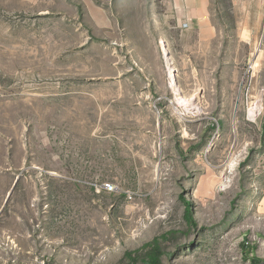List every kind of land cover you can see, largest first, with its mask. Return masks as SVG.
<instances>
[{"label":"rangeland","instance_id":"obj_1","mask_svg":"<svg viewBox=\"0 0 264 264\" xmlns=\"http://www.w3.org/2000/svg\"><path fill=\"white\" fill-rule=\"evenodd\" d=\"M174 23L160 0H0V264H144L163 234L157 264L264 262L255 59L227 90Z\"/></svg>","mask_w":264,"mask_h":264},{"label":"crops","instance_id":"obj_2","mask_svg":"<svg viewBox=\"0 0 264 264\" xmlns=\"http://www.w3.org/2000/svg\"><path fill=\"white\" fill-rule=\"evenodd\" d=\"M160 2L163 8L174 12V27L179 28L190 44H194L196 40L197 44L212 45L207 53L211 54V63L209 66L203 64L201 68L208 69L207 77L210 75L213 83L217 77V80H221L219 84L232 86L227 90H236L235 86L240 81L239 65L246 59L252 61L254 57L252 67L257 66L254 69L259 71L258 77L262 79L264 88V0ZM153 4L155 5V0ZM185 21L189 24L187 29L182 27ZM171 26L169 23L168 28ZM160 29H163V26ZM212 61L216 64H212Z\"/></svg>","mask_w":264,"mask_h":264},{"label":"trees","instance_id":"obj_3","mask_svg":"<svg viewBox=\"0 0 264 264\" xmlns=\"http://www.w3.org/2000/svg\"><path fill=\"white\" fill-rule=\"evenodd\" d=\"M181 197L184 199V197L181 195ZM184 202L186 204L185 206V213H184V217L185 219L195 225V221L193 220L191 213H190V208H189V201H187L186 199H184ZM166 234L161 235L160 238L164 239ZM160 238L159 237H155L151 242H148L146 244H144V248H146L147 250H145L144 254L141 257V260L144 264H157L159 262V255L161 253L160 250ZM241 246L243 249H248L247 251H245V254L248 256V251L251 250L250 247H247V243L246 240L244 239V241H242ZM129 252L126 253V255L129 256ZM249 257V256H248ZM250 262L251 264H262L264 263L262 261V259H260L257 256H252V258H250Z\"/></svg>","mask_w":264,"mask_h":264},{"label":"bare ground","instance_id":"obj_4","mask_svg":"<svg viewBox=\"0 0 264 264\" xmlns=\"http://www.w3.org/2000/svg\"><path fill=\"white\" fill-rule=\"evenodd\" d=\"M171 79H172V83H173L174 80H173V75L172 74H171ZM171 86H172V84H171ZM177 99H178V101H179L180 104H184L179 98H177ZM188 109H196L197 110L198 109V105L192 104L191 106H188ZM259 109H260V105H259V107L256 106V105L254 107H252L250 109V111H249L250 118L253 117V116H256L257 115V112L260 111Z\"/></svg>","mask_w":264,"mask_h":264},{"label":"built area","instance_id":"obj_5","mask_svg":"<svg viewBox=\"0 0 264 264\" xmlns=\"http://www.w3.org/2000/svg\"><path fill=\"white\" fill-rule=\"evenodd\" d=\"M189 26V24H188V22H184L183 24H182V27L184 28V27H188ZM258 113H259V111L257 112V115H258ZM257 115L255 116V117H257ZM255 117H253V118H255ZM115 185L114 184H112V183H110V182H107V183H104L103 184V189L105 190V191H107V192H113V191H115Z\"/></svg>","mask_w":264,"mask_h":264}]
</instances>
